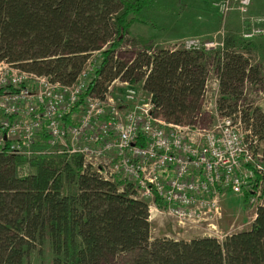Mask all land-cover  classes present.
I'll use <instances>...</instances> for the list:
<instances>
[{
    "label": "trees",
    "instance_id": "1",
    "mask_svg": "<svg viewBox=\"0 0 264 264\" xmlns=\"http://www.w3.org/2000/svg\"><path fill=\"white\" fill-rule=\"evenodd\" d=\"M149 1L0 0V61L70 86L100 51L80 104L64 118L68 125L86 96L103 99L115 80L141 84L153 115L167 124L193 125L214 75L219 113H240L264 140V114L258 108L244 113L240 103L248 86L264 85L262 67L252 60L255 45L235 32L210 50L144 48L129 63L118 58L127 42L139 46L129 37L130 18ZM183 1L177 0L182 11ZM151 235L148 205L134 198L124 178L105 180L79 155L27 159L0 151V264H114L122 255L131 256L127 264H264L263 208L250 230L222 242Z\"/></svg>",
    "mask_w": 264,
    "mask_h": 264
},
{
    "label": "built area",
    "instance_id": "2",
    "mask_svg": "<svg viewBox=\"0 0 264 264\" xmlns=\"http://www.w3.org/2000/svg\"><path fill=\"white\" fill-rule=\"evenodd\" d=\"M254 1L218 4L225 18L237 11L256 24L244 35L248 42L264 36V16L251 15ZM180 47L217 48L198 40ZM99 53L94 52L70 86L0 61V151L27 159L46 153L79 155L85 168L90 166L105 180L124 178L150 213L162 204L168 214L183 221L193 217L196 204L201 215H208L210 208L218 213V200L227 193L247 198L255 213L264 209V152L252 128L242 127L240 113H219L216 77L208 81L202 112L193 125L167 124L154 116L151 95L120 80L111 84L103 99L86 96L81 113L68 125L64 118L80 104ZM117 83L124 89L118 97L113 93ZM210 87L215 96H210ZM210 116L214 124L204 125L203 119Z\"/></svg>",
    "mask_w": 264,
    "mask_h": 264
},
{
    "label": "rangeland",
    "instance_id": "3",
    "mask_svg": "<svg viewBox=\"0 0 264 264\" xmlns=\"http://www.w3.org/2000/svg\"><path fill=\"white\" fill-rule=\"evenodd\" d=\"M220 2L221 0H184L185 10L182 11L177 5V0H150L147 8L139 16L130 18L129 37L136 39L139 46L135 48L127 42L119 50L118 58L129 63L140 49H175L188 40H198L201 44H213L218 48L229 30L235 32L241 41H246L244 35L257 28L256 24L242 18L237 11H233L225 18L218 5ZM262 2L264 3V0ZM255 9L254 7L251 10L252 16H264V6L260 10ZM249 42L255 45L253 63L261 65L264 77V36H256ZM137 89L142 91L140 87ZM209 91L210 96L216 95L212 87ZM113 93L117 97L122 96L124 89L117 83L114 85ZM245 94L243 101L240 102L241 110L246 113L258 108L264 114V85L248 86ZM202 123L212 125L214 120L212 116L205 117ZM242 127L247 128L243 123ZM253 135L258 138L260 150L264 152V140H261L254 131ZM148 203L152 206V202ZM217 205L218 213L214 208H210L206 209L208 215H201V210L196 204L191 209L193 217L184 221L168 214L162 204H158V210L153 208L151 213L148 208L152 239L189 242L197 238L212 237L222 242L229 236L251 229L256 213L244 198L227 193L218 200ZM130 259V255H122L114 264H127Z\"/></svg>",
    "mask_w": 264,
    "mask_h": 264
},
{
    "label": "crops",
    "instance_id": "4",
    "mask_svg": "<svg viewBox=\"0 0 264 264\" xmlns=\"http://www.w3.org/2000/svg\"><path fill=\"white\" fill-rule=\"evenodd\" d=\"M201 1H208V0H201ZM263 6H264V3L262 2V0H255L254 1V3H253V6H252V10H253V8L255 7L257 10H260V9H262L263 8ZM255 9V10H256ZM137 87H140V90H142V92L144 91L143 89H142V85H138ZM213 89V88H212ZM145 95H147V96H149L147 93H145V91L143 92ZM255 217H256V215H255ZM255 217H254V219H255Z\"/></svg>",
    "mask_w": 264,
    "mask_h": 264
}]
</instances>
